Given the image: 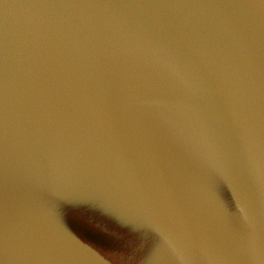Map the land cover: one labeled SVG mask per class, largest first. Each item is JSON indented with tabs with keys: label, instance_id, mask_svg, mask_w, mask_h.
<instances>
[{
	"label": "water",
	"instance_id": "1",
	"mask_svg": "<svg viewBox=\"0 0 264 264\" xmlns=\"http://www.w3.org/2000/svg\"><path fill=\"white\" fill-rule=\"evenodd\" d=\"M0 264H264V0H0Z\"/></svg>",
	"mask_w": 264,
	"mask_h": 264
}]
</instances>
